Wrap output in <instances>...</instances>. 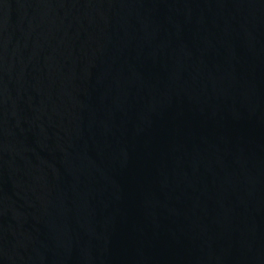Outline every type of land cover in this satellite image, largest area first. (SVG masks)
I'll list each match as a JSON object with an SVG mask.
<instances>
[{"label":"water","instance_id":"1","mask_svg":"<svg viewBox=\"0 0 264 264\" xmlns=\"http://www.w3.org/2000/svg\"><path fill=\"white\" fill-rule=\"evenodd\" d=\"M0 264H264V0H0Z\"/></svg>","mask_w":264,"mask_h":264}]
</instances>
